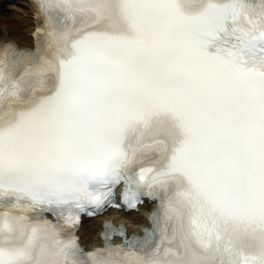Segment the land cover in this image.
<instances>
[{
    "label": "snow or ice",
    "instance_id": "6c2138e0",
    "mask_svg": "<svg viewBox=\"0 0 264 264\" xmlns=\"http://www.w3.org/2000/svg\"><path fill=\"white\" fill-rule=\"evenodd\" d=\"M32 8L34 47L0 37V264H264V0Z\"/></svg>",
    "mask_w": 264,
    "mask_h": 264
},
{
    "label": "bare ground",
    "instance_id": "6f19581e",
    "mask_svg": "<svg viewBox=\"0 0 264 264\" xmlns=\"http://www.w3.org/2000/svg\"><path fill=\"white\" fill-rule=\"evenodd\" d=\"M7 0H0L1 3ZM14 4H7L5 8L16 6L18 13L6 14L0 8V37L13 39L18 46L32 47L35 45V35H31V30L36 25L33 9L26 0H12ZM151 208L147 204L138 206L137 211L119 212L109 210L102 216L83 219L78 230L79 237L87 248L99 245V231L101 230L102 218L112 217L115 222L123 220L129 231H138L139 227L146 223V216Z\"/></svg>",
    "mask_w": 264,
    "mask_h": 264
},
{
    "label": "rangeland",
    "instance_id": "374dc122",
    "mask_svg": "<svg viewBox=\"0 0 264 264\" xmlns=\"http://www.w3.org/2000/svg\"><path fill=\"white\" fill-rule=\"evenodd\" d=\"M7 4H14V2H12V0H8V1H5L3 3H1L0 5V8L3 9V12H5L6 14H15V13H18L17 9H16V6H12L11 8H5V6H7Z\"/></svg>",
    "mask_w": 264,
    "mask_h": 264
}]
</instances>
